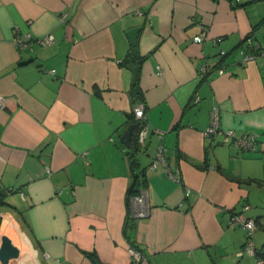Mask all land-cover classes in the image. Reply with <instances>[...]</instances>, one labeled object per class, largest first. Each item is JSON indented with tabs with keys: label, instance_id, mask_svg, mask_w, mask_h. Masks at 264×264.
I'll use <instances>...</instances> for the list:
<instances>
[{
	"label": "crops",
	"instance_id": "0c3cea01",
	"mask_svg": "<svg viewBox=\"0 0 264 264\" xmlns=\"http://www.w3.org/2000/svg\"><path fill=\"white\" fill-rule=\"evenodd\" d=\"M246 39L264 50V0H0V239L19 250L12 264H131L127 233L144 256L134 264H257L230 223L248 204L264 246V54L242 64ZM140 100L146 186L128 198L120 139ZM214 107L221 131L207 135ZM227 130L254 133L255 149L225 142ZM159 145L174 179L151 166Z\"/></svg>",
	"mask_w": 264,
	"mask_h": 264
},
{
	"label": "built area",
	"instance_id": "2783aa9c",
	"mask_svg": "<svg viewBox=\"0 0 264 264\" xmlns=\"http://www.w3.org/2000/svg\"><path fill=\"white\" fill-rule=\"evenodd\" d=\"M66 21V13H62L59 15V22ZM194 40L197 42H200L202 40L201 36H195ZM14 41L17 46H23L27 45L30 41H32V38L29 34H25L23 36L15 35ZM37 42H39L41 45H49L53 42L52 35H46L44 37H38L36 39ZM221 37L216 39V42H220ZM246 44H243L241 47H239L238 55L240 57V62L242 64H245L249 62L250 60H253L257 53L264 54V50L261 51L257 45L251 44L249 39L245 40ZM219 54L224 55L226 54V51L224 49L219 50ZM206 70L205 66L201 67V72L203 73ZM218 71L222 73L224 70L223 68H219ZM48 72L53 73L54 69H50ZM0 105H4V97L0 95ZM132 113L134 116L135 121L139 122V126L136 129V145L137 149L142 152L146 146V139H147V119L145 116V105L140 100L138 101L132 109ZM220 127H219V113L216 107H214L211 111L210 115V124L209 127L206 130L207 135H216L219 133ZM225 138L224 141H228L229 144L243 148L248 150H254L255 149V142H256V135L254 133L246 134V133H237L232 130L225 131ZM158 164H162L166 169L167 173L171 178H175V175L168 169L167 166V160L165 155V147L163 145H159L156 149V152L153 156L151 166H157ZM47 174L50 173L49 169H46ZM249 208L248 204L242 205L241 210L237 212H232L230 216V223L237 224L241 226L246 231V242L245 250L251 254H254V245L252 242V237L254 230L256 228L255 221L253 218L248 217L245 214V211ZM129 253L132 257L131 264H134L136 261H139L140 259L144 258L143 254L140 252V250L129 246ZM257 264H264V261L262 259L257 258Z\"/></svg>",
	"mask_w": 264,
	"mask_h": 264
},
{
	"label": "water",
	"instance_id": "95a60500",
	"mask_svg": "<svg viewBox=\"0 0 264 264\" xmlns=\"http://www.w3.org/2000/svg\"><path fill=\"white\" fill-rule=\"evenodd\" d=\"M140 30V26H135L132 28H129L125 31L129 42L131 49L128 52V55H132L135 58L137 57V49H136V42H137V34ZM126 67L131 71L132 77H131V85L134 86L137 79V71L139 68V62L135 60L133 64H126ZM139 126L138 121H134L133 123H130L127 125L126 129L121 135V142L127 146V148H131L130 138L134 130ZM140 152L139 150H137ZM19 255L18 248L12 243L10 238L3 235L0 239V261L2 264H12V261L15 260Z\"/></svg>",
	"mask_w": 264,
	"mask_h": 264
},
{
	"label": "trees",
	"instance_id": "16d2710c",
	"mask_svg": "<svg viewBox=\"0 0 264 264\" xmlns=\"http://www.w3.org/2000/svg\"><path fill=\"white\" fill-rule=\"evenodd\" d=\"M132 97H133V101L137 97H141V93H140V90L138 88L137 79H136L135 85L132 88ZM128 119H129L128 120L129 124L133 123V120H135L134 116H133V113H131V115L129 116ZM134 137H135L134 138V142L132 143V146H131V158H130L131 159V171H132V183H131L129 189L127 190V197L128 198L131 197V196L139 195L141 193V191L146 186V177H145L144 171H143V169H141L139 167L138 160H137V158L135 156L138 149H137L136 140H135L136 136H134ZM3 203H5L4 196L0 192V205H2ZM126 238H127V241L129 243V245L131 247L136 248V245L133 242L132 234H128L127 233V237ZM254 253L258 256V258H260V259H262V261H264V246H262V248L259 249L258 251H255V248H254Z\"/></svg>",
	"mask_w": 264,
	"mask_h": 264
},
{
	"label": "rangeland",
	"instance_id": "374dc122",
	"mask_svg": "<svg viewBox=\"0 0 264 264\" xmlns=\"http://www.w3.org/2000/svg\"><path fill=\"white\" fill-rule=\"evenodd\" d=\"M259 240H261V237L259 238ZM261 246H262V245H259V246L256 245L255 248L259 250V249L261 248Z\"/></svg>",
	"mask_w": 264,
	"mask_h": 264
}]
</instances>
